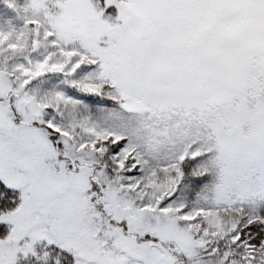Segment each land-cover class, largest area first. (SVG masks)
<instances>
[{
  "label": "snow or ice",
  "instance_id": "1",
  "mask_svg": "<svg viewBox=\"0 0 264 264\" xmlns=\"http://www.w3.org/2000/svg\"><path fill=\"white\" fill-rule=\"evenodd\" d=\"M0 264H264V0H0Z\"/></svg>",
  "mask_w": 264,
  "mask_h": 264
}]
</instances>
